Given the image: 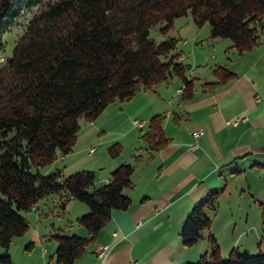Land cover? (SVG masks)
Masks as SVG:
<instances>
[{
	"label": "trees",
	"instance_id": "obj_1",
	"mask_svg": "<svg viewBox=\"0 0 264 264\" xmlns=\"http://www.w3.org/2000/svg\"><path fill=\"white\" fill-rule=\"evenodd\" d=\"M28 12L23 30L5 54L4 34ZM190 15L211 38L228 39L239 52L254 47L264 26V0H0V262L10 264L13 237L22 236L28 222L21 212L40 199L58 198L64 210L74 199L87 207L77 217L87 236L56 233L52 264H73L111 218L130 199L123 189L131 183L132 163H122L107 183L95 186V174L80 170L43 173L59 156L68 155L81 126L93 121L111 102L131 98L140 89L178 78L189 94L188 65L178 57V39L155 42L151 27L167 33L176 18ZM19 22V21H18ZM229 73L226 72L225 76ZM143 142L153 149L164 142L161 117L154 116ZM109 155H119L112 144ZM217 191L189 212L179 231L184 247L195 244L208 229ZM208 250L181 264H264V252L232 248L222 258L214 236Z\"/></svg>",
	"mask_w": 264,
	"mask_h": 264
},
{
	"label": "crops",
	"instance_id": "obj_2",
	"mask_svg": "<svg viewBox=\"0 0 264 264\" xmlns=\"http://www.w3.org/2000/svg\"><path fill=\"white\" fill-rule=\"evenodd\" d=\"M198 29L188 25L179 37L186 50L179 49L178 59L189 66L185 76L192 82L189 94L179 91L180 79L171 78L109 103L93 121L80 126L70 153L87 149L94 164L89 168L98 170L93 171L95 186L108 182L110 172L122 163H132L134 170L130 185L123 189L130 206L112 210L91 256L85 258L84 252L73 264H99L93 253L103 243L111 252L100 264L125 263L133 257L137 264H181L193 259L200 250L182 257V243L174 245L170 226L180 227L210 192L217 191L218 199L226 190L242 199L231 204V220L237 224L238 217L243 227L251 228L252 239L257 240L254 250L264 252V26L258 43L241 52L228 39L200 37ZM154 116L161 117L164 142L153 149L141 136ZM242 116L245 121L227 123ZM199 128L204 133L191 149V132ZM114 143L120 152L111 157L108 149ZM66 156L59 159L67 162ZM54 162L47 170L59 168L66 174V163L60 167ZM74 164L70 173L77 170ZM57 204L53 196L43 203L48 209ZM81 204L77 205L82 215L87 207ZM33 210L38 212V207ZM79 236H87L86 230ZM178 237L181 240L179 233Z\"/></svg>",
	"mask_w": 264,
	"mask_h": 264
},
{
	"label": "rangeland",
	"instance_id": "obj_3",
	"mask_svg": "<svg viewBox=\"0 0 264 264\" xmlns=\"http://www.w3.org/2000/svg\"><path fill=\"white\" fill-rule=\"evenodd\" d=\"M28 14H29L28 12H25V14L19 18L18 20L19 22L17 21L13 26L11 25V29H10L11 31L6 32L4 34V40L6 43L5 54L7 56L11 54L12 47L14 45V40L17 36L21 34L24 28L23 24L26 22V19L29 17ZM192 24L194 25V23L190 18V15L181 16L174 20L173 26L169 29L167 33L160 32L159 27L161 26V24L151 27L149 30V37L152 38L157 43L161 42L162 40L166 39L169 36L175 37L178 39L176 45L177 49L179 50L180 48H182L183 50H186L185 47L181 45L183 38L179 39V37L182 36V31L185 29V27L188 25L190 26ZM196 28H199L198 30L200 33V37L209 34V26L206 23L201 25L200 27L196 26ZM1 55L2 57H0V62L5 58L4 54ZM79 122L81 123V126H83L85 123H88L85 122L84 119H81ZM100 146L101 145L98 144L97 148L100 149ZM71 154L72 153L66 156L68 158L67 162L65 160L61 161L58 157V160H56L54 163H56V165H60V167H62L61 163L62 164L66 163L64 167L66 168L64 170L66 174L70 173L71 169H73V167H71L73 162H75L74 167H76L77 169L76 171L78 170L94 171V169L89 168L92 167V165L94 164H92L91 162V157L88 158L89 154L87 152V149L85 150L81 149V151L75 153L74 155ZM48 166L41 168V171L43 173H49L50 170H47ZM95 171L96 173H98L97 169ZM241 200L242 199H237V197L230 195L228 193V190H226V192L217 199L218 205L216 208V213L214 214V211H212L211 209H207V214L210 215L209 217L211 218V224L208 227V229L202 231V235L199 238V240L190 247H184L180 243L181 240L178 237V233L182 227V224L180 227H178L176 224L171 225L169 233L172 236H174V240L176 242L174 245L176 247L181 245V249H182L181 253H183L182 257L193 255V253H195L197 249L200 250L197 253V256H195L193 259H189L190 261H193L196 260L200 254L208 250L207 238L209 233H211L216 239L217 244L219 245L220 255L222 258L227 257V255L229 254L232 248H236L239 250H247L250 253H255L256 250L254 249L257 244L255 242L257 240L255 241L252 239L253 238L252 233L254 232L250 231L251 228L248 229L246 227H243L244 224L241 220L238 219V217L236 218L237 224H234V220H231L230 213L233 211L231 204L237 203V201L241 202ZM43 203H44V198L40 199L36 203V206L38 207V212L32 209L29 211L21 212V214L24 215V217L28 222V229L24 235L12 238L8 250V255L10 256V260H11L10 264H52L53 259L51 258V256L53 255V251L56 247V240L54 239V235L56 233H61L65 235L66 234L77 235V233L80 234L82 230H85L77 223V219H76V217L81 215L77 205L81 203H79L78 201L70 200L68 207H66L64 210H62L58 206V204L50 209H48V207L44 208ZM81 206L84 205L81 204ZM235 209H237V207H235ZM234 214L238 216L241 214V212L234 211ZM34 231L37 232V234H35ZM34 234L36 235V238ZM94 243H91V247L85 251L86 252L84 254L85 258L91 256V253L89 252L91 251V248L93 247ZM109 243L110 242L106 244ZM104 244L105 243H103L102 245ZM42 248H45V251H43ZM2 251L3 249L2 247H0V252H1L0 256L4 253ZM108 252H111V250H109ZM108 252L105 254L103 258L97 257L95 252L93 253V255L95 258L99 260L98 263L100 264L102 260L108 256L109 254ZM132 260L137 261L135 257H133ZM132 260L130 261L127 260L125 263L122 260V263H118V264H130ZM0 264H5V263L0 262Z\"/></svg>",
	"mask_w": 264,
	"mask_h": 264
},
{
	"label": "built area",
	"instance_id": "obj_4",
	"mask_svg": "<svg viewBox=\"0 0 264 264\" xmlns=\"http://www.w3.org/2000/svg\"><path fill=\"white\" fill-rule=\"evenodd\" d=\"M2 59V58H1ZM183 87H181L179 89V91L182 90ZM246 120V117L245 116H242L241 118H233L231 120H228L227 123H233V124H236L238 123V121H245ZM204 131L203 129L199 128V129H196V130H193L191 132V136H192V141L191 143L189 144L190 145V148L191 149H194L197 147V139L198 137H200L201 135H203ZM93 149H90L89 151H92ZM109 250V246L108 245H103V246H99L97 249H96V255L99 257V258H103L105 256V254L107 253V251ZM130 264H137L135 261H131Z\"/></svg>",
	"mask_w": 264,
	"mask_h": 264
}]
</instances>
